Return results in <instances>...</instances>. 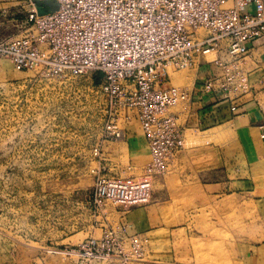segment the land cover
Returning a JSON list of instances; mask_svg holds the SVG:
<instances>
[{"label":"built area","instance_id":"1","mask_svg":"<svg viewBox=\"0 0 264 264\" xmlns=\"http://www.w3.org/2000/svg\"><path fill=\"white\" fill-rule=\"evenodd\" d=\"M38 1L29 0L24 33L0 41V58L18 73H99L110 118L94 154L105 142L124 139L130 108L149 152L146 177L139 181L96 177L90 196L95 208L105 202L124 207L149 202L150 177L164 175L185 145L172 107L212 96L228 100L235 112L236 102L252 91L245 58L256 46L264 47V0H52L57 9L44 14L37 12ZM206 64L192 92L171 84V71ZM144 245L139 235L119 226L76 247L48 252L124 263L140 257Z\"/></svg>","mask_w":264,"mask_h":264},{"label":"rangeland","instance_id":"2","mask_svg":"<svg viewBox=\"0 0 264 264\" xmlns=\"http://www.w3.org/2000/svg\"><path fill=\"white\" fill-rule=\"evenodd\" d=\"M28 3L0 0V41L24 33ZM260 61L256 51L245 58L250 83L256 79L255 67ZM190 70L193 68L171 71V84L186 89ZM100 79L94 71L79 76L18 73L9 60L0 58V264H168L174 256V238L160 230L139 235L145 242L142 255L124 263L116 258L88 261L48 252L50 248L76 247L88 237L98 238L121 227L116 210L122 206L105 202L95 208L90 203L97 176L128 182L146 177L149 154L140 163L124 139L105 142L101 152L94 154L101 128L110 118ZM260 90L264 99V86ZM185 105L179 103L171 110L182 113ZM183 134L185 145L170 159L168 171L150 177V200L161 187L160 179L167 185L170 199L164 219L171 224L183 219L175 208L177 182L171 161L182 150L231 139L229 131L216 129L200 132L184 126ZM189 234L194 238L193 230ZM184 245L190 248L188 239Z\"/></svg>","mask_w":264,"mask_h":264},{"label":"crops","instance_id":"3","mask_svg":"<svg viewBox=\"0 0 264 264\" xmlns=\"http://www.w3.org/2000/svg\"><path fill=\"white\" fill-rule=\"evenodd\" d=\"M251 51H256L262 61L255 67L258 73L251 83L253 90L236 102L235 112L228 100L205 96L176 113L183 129L231 133L230 141L182 150L171 161L177 182L175 208L182 223L171 224L164 219L170 192L163 179L148 203L116 210L120 225L130 235L160 230L174 238V256L168 264H188V260L190 264H264V99L260 90L264 86V47ZM201 68L206 71L208 66L197 65L189 71L188 92L207 72ZM127 114L124 141L142 163L149 152L136 111L130 108ZM249 214H253L251 219ZM185 239L190 248L184 245Z\"/></svg>","mask_w":264,"mask_h":264},{"label":"water","instance_id":"4","mask_svg":"<svg viewBox=\"0 0 264 264\" xmlns=\"http://www.w3.org/2000/svg\"><path fill=\"white\" fill-rule=\"evenodd\" d=\"M57 9V4L52 0H40L37 2V12L38 14H44L47 10Z\"/></svg>","mask_w":264,"mask_h":264},{"label":"bare ground","instance_id":"5","mask_svg":"<svg viewBox=\"0 0 264 264\" xmlns=\"http://www.w3.org/2000/svg\"><path fill=\"white\" fill-rule=\"evenodd\" d=\"M37 1V0H36Z\"/></svg>","mask_w":264,"mask_h":264}]
</instances>
